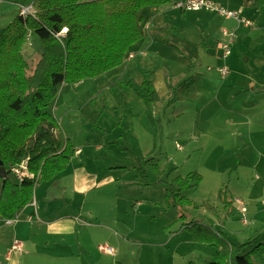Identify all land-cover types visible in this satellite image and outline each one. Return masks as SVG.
<instances>
[{
	"label": "rangeland",
	"instance_id": "374dc122",
	"mask_svg": "<svg viewBox=\"0 0 264 264\" xmlns=\"http://www.w3.org/2000/svg\"><path fill=\"white\" fill-rule=\"evenodd\" d=\"M235 1L240 6L242 1ZM260 5V13L240 11L256 25L241 29L234 19L228 23L209 11L186 13L168 4L160 18L166 19L164 27L151 15L145 56L131 53L122 67L61 87L44 110L45 120L54 136L81 149L73 164L100 180L85 194L89 198L75 203L69 193L65 198L57 190L50 194L43 182L33 197L38 206L48 199L59 209L94 211L93 221L109 229L104 243L117 251L118 262L128 253L129 264H205L222 243L217 232L240 244L263 236L264 0ZM7 13L2 28L11 21ZM231 25L238 30L224 59L223 29ZM174 26L181 30L173 32ZM30 41L25 52L32 54L34 67L41 45L34 36ZM223 66L230 70L226 78L218 71ZM151 70L173 77L174 94L148 109L132 84ZM103 178L106 185L100 186ZM180 184L193 186L181 194L190 203L176 205L169 198V187ZM81 219L86 225L87 218ZM204 234L213 240L207 243ZM254 261L261 264L264 255Z\"/></svg>",
	"mask_w": 264,
	"mask_h": 264
},
{
	"label": "trees",
	"instance_id": "16d2710c",
	"mask_svg": "<svg viewBox=\"0 0 264 264\" xmlns=\"http://www.w3.org/2000/svg\"><path fill=\"white\" fill-rule=\"evenodd\" d=\"M173 2L34 0L33 4H18L19 14L0 34V162L8 174L7 179H0V220H17L33 203L38 185L64 172L76 154L69 139L54 136L52 124L44 117L60 88L100 77L124 66L131 53L144 52L151 15ZM31 5L34 14L23 17L20 6ZM64 28L67 33L57 37ZM33 36L41 45L34 67L28 57L32 54L25 52ZM153 75L147 71L140 84H132L148 109L160 100ZM169 89L174 94L170 83ZM22 166L28 175L12 181L10 175ZM138 169L148 180L147 171ZM186 189L193 186L171 185L169 198L176 205L188 201L181 195ZM203 228L215 233L210 226ZM217 233L222 241L217 256L205 264H256L254 257L264 255V235L240 244L225 240L224 232ZM203 238L207 243L213 240L211 234Z\"/></svg>",
	"mask_w": 264,
	"mask_h": 264
},
{
	"label": "crops",
	"instance_id": "0c3cea01",
	"mask_svg": "<svg viewBox=\"0 0 264 264\" xmlns=\"http://www.w3.org/2000/svg\"><path fill=\"white\" fill-rule=\"evenodd\" d=\"M33 1L34 0H0V9L2 8L0 19L7 17L9 9L8 18H10L9 20L11 21H9L8 24H10L16 17L15 15L19 14L18 4H33ZM234 1L221 0L215 2L230 10L245 12L259 9L258 12H261L260 8L262 7L260 5V0H241L240 6ZM174 3L175 2L172 3V7ZM165 12L166 10L162 7L155 13L156 16L154 19L157 20L156 25H159L161 28L164 27V23L166 22V19L165 21L160 19ZM3 21L4 20L0 21V26H3ZM227 21L231 23V20ZM1 28L2 27H0V34L4 30V28ZM226 29L230 31L233 30L232 32H234L236 25H231L229 29L228 27H226ZM178 30H181L179 26H174L172 28L173 32ZM237 30L238 29H236V31ZM150 35L146 43H150L152 39ZM165 42L167 43V41ZM146 51L145 49L140 55L145 56ZM153 72V82L160 100L169 97L171 94L169 83L172 86L173 77H170V74L165 75L162 70ZM75 151V156H80L82 154L81 149L75 148ZM74 157L64 172L43 185L50 186V194L52 190H57L59 195L64 198L68 193L73 195L72 200L75 203V200L82 196L89 198L85 194L94 191V189H96L95 186H98L96 182L100 179L97 175L88 173L84 168H81V164L74 165L73 163L76 161ZM106 180L107 179L103 178L100 186L103 184L106 185ZM40 187H42V185H40L38 189ZM46 200L44 206L40 208L37 200L34 199L33 203L23 210L21 216L17 220H0V264H129L128 253H123L118 262L114 257L117 251L107 243H104L105 241L103 239L109 240V237H106L108 234L106 231H109V229L93 221L92 217L94 211L88 210L84 213L79 209H68L67 206H62L59 209V206L57 207L51 204L52 200ZM83 217L88 220L86 225L81 223V218ZM128 228L129 227L126 226V230L130 231L131 229L129 228V230ZM133 232L134 228L132 229L131 235H133ZM110 238L114 240L111 236ZM17 243L20 245V250L14 249ZM99 246L113 248L115 254L110 255L99 251Z\"/></svg>",
	"mask_w": 264,
	"mask_h": 264
},
{
	"label": "built area",
	"instance_id": "2783aa9c",
	"mask_svg": "<svg viewBox=\"0 0 264 264\" xmlns=\"http://www.w3.org/2000/svg\"><path fill=\"white\" fill-rule=\"evenodd\" d=\"M175 8L179 10H183L186 12H199V11H209L211 13H215L220 15L225 20H232L234 19L238 23V28H246V29H254L256 28V25L253 20H250L248 18L242 17V13L240 11L236 10H230L223 6H221L219 3L209 1V0H177L174 3ZM20 14L23 17H27L29 15L34 14V10L32 5L31 6H20ZM67 29V28H64ZM68 31V29H67ZM67 31H61L60 34L57 35V37L63 36L67 33ZM225 33V36L228 37V41L226 43H223V51H224V59L229 57L231 54V48L230 43L233 40L234 32L229 33L227 30H223ZM233 44V43H232ZM231 44V45H232ZM133 58V55H130V59ZM210 70V69H209ZM220 75L222 78H226L230 74V70L226 67H220L218 69ZM14 173L19 181L23 180L24 176H27V169L25 166H22L21 169H15ZM245 211V210H244ZM15 250H20V245L17 243L14 246ZM99 249L110 255L115 254V250L113 248H110L108 246H100Z\"/></svg>",
	"mask_w": 264,
	"mask_h": 264
},
{
	"label": "water",
	"instance_id": "95a60500",
	"mask_svg": "<svg viewBox=\"0 0 264 264\" xmlns=\"http://www.w3.org/2000/svg\"><path fill=\"white\" fill-rule=\"evenodd\" d=\"M8 178V174L5 170V168L2 165V162H0V179L5 180Z\"/></svg>",
	"mask_w": 264,
	"mask_h": 264
},
{
	"label": "clouds",
	"instance_id": "9594fccd",
	"mask_svg": "<svg viewBox=\"0 0 264 264\" xmlns=\"http://www.w3.org/2000/svg\"><path fill=\"white\" fill-rule=\"evenodd\" d=\"M63 31H65V32H66V31H67V29H63Z\"/></svg>",
	"mask_w": 264,
	"mask_h": 264
}]
</instances>
